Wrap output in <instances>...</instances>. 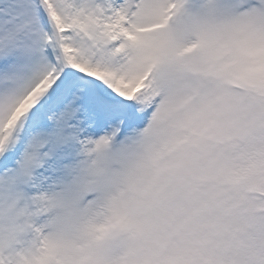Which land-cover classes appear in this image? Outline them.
Returning a JSON list of instances; mask_svg holds the SVG:
<instances>
[{
	"label": "snow or ice",
	"instance_id": "obj_1",
	"mask_svg": "<svg viewBox=\"0 0 264 264\" xmlns=\"http://www.w3.org/2000/svg\"><path fill=\"white\" fill-rule=\"evenodd\" d=\"M0 264H264V0H0Z\"/></svg>",
	"mask_w": 264,
	"mask_h": 264
}]
</instances>
